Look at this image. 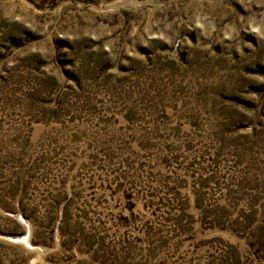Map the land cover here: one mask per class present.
<instances>
[{
    "label": "rangeland",
    "instance_id": "obj_1",
    "mask_svg": "<svg viewBox=\"0 0 264 264\" xmlns=\"http://www.w3.org/2000/svg\"><path fill=\"white\" fill-rule=\"evenodd\" d=\"M0 264H264V0H0Z\"/></svg>",
    "mask_w": 264,
    "mask_h": 264
}]
</instances>
